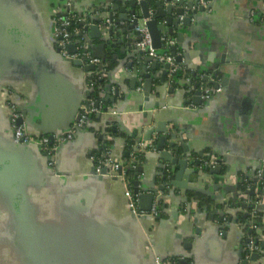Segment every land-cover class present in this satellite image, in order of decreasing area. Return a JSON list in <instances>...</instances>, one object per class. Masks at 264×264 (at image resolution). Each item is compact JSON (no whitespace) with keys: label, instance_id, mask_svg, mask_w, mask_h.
Masks as SVG:
<instances>
[{"label":"crops","instance_id":"crops-1","mask_svg":"<svg viewBox=\"0 0 264 264\" xmlns=\"http://www.w3.org/2000/svg\"><path fill=\"white\" fill-rule=\"evenodd\" d=\"M66 1L0 0V264H156V258L188 264L183 257L196 264H264V236L253 258L237 222L247 210L228 205L247 199L264 207V0H199L206 8L187 27L159 18L161 32L175 39L171 75L135 47L137 34L126 22L132 13L145 22L141 0H70L78 14L92 8L114 23L104 32L108 41L84 34L102 46L101 112L88 116V129L63 144L50 166L35 144H13L8 103L29 132L48 136L86 106L89 76L99 71L65 60L54 43L51 15ZM146 1L156 15L157 3L163 9L170 3ZM171 18L182 17L173 11ZM141 73L152 78L148 99L139 89ZM204 77L219 91L200 95L196 104ZM159 121L168 134L157 131ZM152 139L156 150L131 161L134 146ZM103 146L125 174L136 171L139 192L162 187L154 220L131 213L118 170L99 174ZM166 151L189 158L182 181L194 190L166 186L165 170H178L169 168ZM191 168L199 172L189 174ZM200 195L212 203L199 204ZM256 207L250 213L261 211L264 220V208Z\"/></svg>","mask_w":264,"mask_h":264},{"label":"built area","instance_id":"built-area-1","mask_svg":"<svg viewBox=\"0 0 264 264\" xmlns=\"http://www.w3.org/2000/svg\"><path fill=\"white\" fill-rule=\"evenodd\" d=\"M99 13H95L94 9H90L83 14H78L76 11L72 9V4L70 0H67L64 5V10H54L51 15L52 24H53V36H54V43L55 47L59 50L60 55L67 60H75L81 59L86 64H94V65H101V60L98 57L92 55L90 44L88 42H84L82 38H78L76 40L72 39V35L74 32L71 31L70 25L74 23H79L80 21L85 22V25H91L94 23L93 19L95 16H98ZM153 17V13L150 10L149 18ZM136 19L135 16H132V20ZM147 19H145L146 21ZM112 24L111 20L107 17H103L99 23L100 28L106 30L110 29V25ZM135 31H137L140 35V40H138L135 44L136 49L146 51V53L152 57L158 63L169 64L168 72L169 74H173L177 67L175 65V57L170 53V48L175 44V39L169 37L165 32H161L160 30V40H161V49L156 50L152 47L151 37L148 32V29L143 24H137L135 26ZM77 33V31H76ZM75 44V51L70 53L68 50L69 45ZM103 72L100 70L99 73ZM139 89L141 90L142 87L140 86ZM211 90V91H210ZM216 91L219 89H212L206 90V97H211L214 95ZM88 106H84L80 108L78 113V117L72 122V124L60 131L59 133L52 135L50 138L48 135L39 134L34 135L28 131L25 125H17L16 119L18 118V112L13 105H9L10 110V124L12 129V139L15 143L23 144V145H30L35 144L39 151L45 153L49 158V165L53 166L55 164L54 157L57 154L60 147L65 144L66 142L72 140L75 134L78 131H82L87 127V119L88 116L94 112H101L100 107L97 106V100L88 98L87 99ZM156 150L155 139H152L148 142L141 141L137 143L133 150L131 161L137 160L138 156L146 152ZM100 164L103 166L108 167V171H117L121 170V180L125 186V193L128 200V207L131 213L135 216L137 220L145 219L146 217H150V219L154 220L158 216V204H159V191L156 190V199L153 201V207L149 212L142 211L139 209V194H134L132 190H130L129 182L125 177L124 167L125 165L118 163L115 161L110 155L109 152L106 150L100 156ZM130 161V162H131ZM130 162H128L130 164ZM99 164V165H100ZM263 170H264V163H263ZM170 172L169 170H167ZM264 191V188H263ZM259 198V195H258ZM253 203V202H251ZM257 203V201H256ZM254 203V204H256ZM254 225H250V228H253ZM248 245L249 253L257 252L258 251V244L254 243V240L251 238ZM183 257V256H182ZM183 259H190L188 264H196L195 260L190 257H183ZM156 264H176V262L170 261L168 259H158L156 258Z\"/></svg>","mask_w":264,"mask_h":264},{"label":"water","instance_id":"water-1","mask_svg":"<svg viewBox=\"0 0 264 264\" xmlns=\"http://www.w3.org/2000/svg\"><path fill=\"white\" fill-rule=\"evenodd\" d=\"M169 3V5L163 9L162 8V4L161 3H157L156 6L158 7V14L152 18H149L150 16V9L148 8V4H147V1L146 0H141L138 4L142 7V10H143V18L144 19H147L145 21V25L148 29V32L150 34V37H151V42H152V47L155 48L156 50H160L161 49V40H160V27H159V18H164L166 21H167V25H171L172 23L175 24V23H179L181 22L182 25H184L185 27L189 26L190 25V22H191V19L193 18L194 15H197L199 12L202 13L204 12L205 10V5H200L198 7V1L199 0H166ZM175 3V4H174ZM113 9H118L119 10V7L117 6H113ZM125 9H122V11H124ZM173 11L181 16L182 18L180 19H177V22L173 21V19L171 18V15L173 13ZM187 11H191V12H188V13H185ZM133 16H135L134 13H132ZM136 19L132 20V18L129 20H127V16H120V19L122 20H127L126 23H129L128 25V28L130 29H135V26L137 24H139V17L135 16ZM103 18V17H102ZM99 16H95L93 21L94 23L91 24V25H85V22L83 21H80L79 24L82 27V30L80 33L77 34V36L79 38H82L84 42H88L90 44V42L88 41V36L90 35L93 39L95 38H100V40H105V41H108V39H106L104 37V30L102 31L99 26V23L101 21V19ZM109 20H111L112 23H114V19L113 17L111 16V14L108 16ZM124 31V30H123ZM135 31V30H134ZM169 31V30H168ZM86 32H89V35L86 36L84 35ZM112 32V29L109 30V33ZM136 34H137V40L135 42H137L138 40H140V35L137 31H135ZM170 32V31H169ZM136 44V43H135ZM90 48H91V52H92V55L95 56V57H99L101 56V51H102V46H99V45H91L90 44ZM68 50L70 53H73L75 51V44H71L69 45L68 47ZM170 50L174 51L175 50V47L172 46L170 48ZM57 51L59 52V50L57 49ZM138 52L140 53H144L146 51H142V50H137ZM177 59H179L177 57ZM67 60V59H65ZM154 59L152 57H148L146 58V61H153ZM70 61V60H68ZM74 65L78 66V67H81L84 71L86 72H90V71H95V70H103L102 68V65H94V64H86L84 63L81 59H75V60H72L71 61ZM157 62V61H156ZM156 62L155 64L152 65V67H154L156 65ZM164 65L165 67V72H167V70L169 69V64L168 63H164L162 64ZM142 68V66H141ZM145 68L143 67V70ZM140 75V74H139ZM141 75L145 78L144 80V83H143V87H142V90H143V94L145 96V99H148L149 98V95L151 94V91H152V85H153V82H152V78L150 77V75L148 74H145V73H141ZM91 77L92 76H89L90 80H91ZM135 79V78H134ZM136 80V79H135ZM202 82H205L206 85L203 87V89H197L196 87V96L193 98L194 100V103L196 104H200L202 101L200 98V95H204L206 93V90L209 88V86L212 84L213 87L215 89H218V83L214 82V81H209L207 79V77H204L202 79ZM210 84V85H209ZM89 96V95H88ZM86 106H88V104H86ZM9 110V108H8ZM78 117V116H77ZM77 117H75L74 119H76ZM19 122V123H18ZM73 121H71L70 125L72 124ZM163 121H159L158 122V128H157V131L158 132H164L166 133L167 132V127H166V124L165 123H162ZM17 123L18 124H21L20 123V118H18L17 120ZM68 125L67 128L70 126ZM88 129V127H86ZM66 129V128H65ZM80 132V131H78ZM168 134V132H167ZM50 138H52V136H49ZM167 138V135H162L160 138H159V145L160 147L163 148L164 146V143H165V140ZM12 142L14 145L18 146V145H23V144H19V143H15L12 139ZM171 146H174L173 143H170ZM24 147H27L26 145H23ZM29 146V145H28ZM158 147V146H157ZM158 147V148H160ZM38 148V147H37ZM164 154H167V157H166V161H167V164L169 166V168H171L173 165H177L178 166V170H176L175 173H173L171 171V176L173 175V178L176 177V181L174 180H171L170 181V186H174V187H179V188H185L187 190H194L193 187H190L188 186L187 184V181H182V174L186 168V165H187V162L189 161V158H187L186 160H180V159H176L174 158L171 153H168V151H166ZM46 155V154H45ZM48 157V156H47ZM49 161H50V158L48 157ZM189 163V162H188ZM108 167L107 166H103V169L99 172L100 175H103L105 173L108 172ZM118 174L120 175L121 174V170L119 169L118 170ZM198 173L199 171L196 169L195 171H193V169L191 168L189 174L191 173ZM213 172L215 173H218L219 172V167L214 169ZM189 176H186V178L188 179ZM137 182L134 183V189H133V193L134 194H139V209L142 210V211H146V212H149L152 207H153V201L155 199V196H156V190L155 189H150L148 191H144V192H139L138 191V187H137ZM159 189H157V191H161L162 190V187H158ZM197 191H202V190H197ZM203 193H206L204 191H202ZM254 192L253 189L250 190V194H252ZM259 194L262 195V191H259ZM17 203H21V199H17L16 201ZM248 209H253L256 207V205L254 203H248L245 205ZM264 207L263 206H260L259 207L257 206L256 209H263ZM135 217V216H134ZM236 220V218H235ZM250 239L251 238H246L245 239V243H249L250 242ZM255 244H258V241L255 240L254 241ZM261 246L264 247V242L262 241L261 243ZM253 258H256L258 255L257 253H253L252 254ZM181 264H187V263H184V262H181ZM245 264V263H244Z\"/></svg>","mask_w":264,"mask_h":264},{"label":"trees","instance_id":"trees-1","mask_svg":"<svg viewBox=\"0 0 264 264\" xmlns=\"http://www.w3.org/2000/svg\"><path fill=\"white\" fill-rule=\"evenodd\" d=\"M64 1V0H63ZM59 8H64V5H59ZM60 9V10H61ZM154 11V10H153ZM136 16V15H135ZM153 16L155 17V11L153 13ZM70 29L72 32H74V34L72 35V39L76 40L79 37L77 36L76 30L81 29V25L77 22L74 24L70 25ZM170 51V50H169ZM196 81H199V78L196 77L195 78ZM105 84V78H101L99 72H94L92 74L91 80H90V94H89V98L94 99V100H98L100 98V92L101 89H103ZM187 90V89H186ZM107 150L106 146H103V151ZM103 152H100V154H102ZM143 158V154L140 153V155L138 156V159H142ZM195 165L199 166L201 165V161L198 160L195 162ZM166 173H163L164 179L167 183L166 186H170V181L173 179V175L171 176L170 172H167V170H165ZM136 171L134 169H129L126 171L125 177L129 182V186H130V190L133 191V185L136 182ZM199 204H205V203H212L211 198L207 197V196H202L200 195L199 198ZM241 201V202H240ZM251 203L249 200H239L237 202V204L233 201L229 202V208L231 207H238L240 206V208L247 210L246 212H240L238 213V217H237V222H239L240 224L244 225V234L246 235V238H252L254 241L257 240L259 243V238L261 236H264V220H263V213L261 211H257L255 210L254 212V216H252V214L250 213V210L252 209H248L245 205ZM161 203L159 204V206L161 207ZM159 207V208H160ZM224 220H228V217L225 219V217H222ZM222 219V221H223ZM250 225H254L253 228H250ZM245 256V254H244Z\"/></svg>","mask_w":264,"mask_h":264}]
</instances>
